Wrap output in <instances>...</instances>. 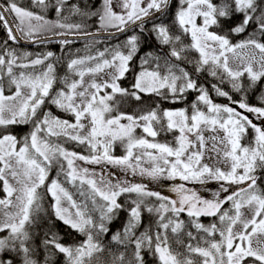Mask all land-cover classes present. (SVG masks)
<instances>
[{
  "label": "snow or ice",
  "instance_id": "1",
  "mask_svg": "<svg viewBox=\"0 0 264 264\" xmlns=\"http://www.w3.org/2000/svg\"><path fill=\"white\" fill-rule=\"evenodd\" d=\"M177 2L179 6L174 23L181 34L170 33L169 26L163 22L154 23L151 29L162 44L171 46L163 70L160 57L146 53L141 65H148L151 61L155 67L152 70L142 67L132 86L134 91L129 92L119 86L117 81L130 71L129 63L139 51V37L132 35L123 45L127 51H121V46L117 45L110 59L104 58L107 49L97 56L71 59L67 67L79 79L65 76V87L54 94L52 89L57 82L55 64H45V61L54 60L55 53L48 51L29 59L32 53H17L9 41L18 43L22 37L33 43H44L47 39L45 33L59 29L55 34L64 37L60 43L68 45L74 42L69 36L79 33L92 35L87 30V21L92 17L97 18V31L115 29L122 33L129 25L143 31L149 18L157 13L166 14L171 0H99L98 6L92 0L83 5L69 4V0H54L51 4L49 0H32L42 11L51 6L57 17L54 21L21 6L18 0L0 3V26L7 35L0 49V128L32 125V130L19 139L12 133L0 134V185L5 193L4 198H0V233H4L0 235V264H40L37 249L33 247L35 233L32 231L37 215L42 211L43 193L40 189L51 196L52 213L56 220L83 236L79 243L66 245L60 242L62 237L50 230L42 241L48 254L44 264H51L50 257L56 253L63 254L65 264H99V257L106 251L100 237L109 232V225L124 210L118 198L126 193L135 194L137 198L130 201L128 218L122 230L115 232L111 240L125 247L133 245V252L130 260H126L125 253H119L114 256L112 264H146L145 252H150L158 264H197L193 257H199V264H264V239H261L264 237V189L258 185V180L264 179V176L257 175L258 171L264 174V125L254 123L246 114H253L264 122V97H261L262 106L250 105L246 98L247 90L264 79V42L256 35L259 32L260 36H264V0ZM72 17H78L79 22H72ZM236 17L239 19L235 20ZM250 26H254L256 31L249 33L246 39L232 42L230 35L243 34ZM182 36L190 37V43L184 44ZM245 49L252 50V54L240 56L238 50ZM188 50L198 53V58L188 61L184 55ZM256 53L259 54L258 60ZM229 54L238 61V68L229 66ZM172 58L193 63V70L190 72L182 64L171 62ZM91 61H96L95 66L89 64ZM39 65H44L39 74L20 72L16 75L13 72L14 67L35 69ZM106 68L113 69L109 80L102 83L93 80L84 86L86 73L95 75ZM205 70L221 81L226 75L232 89L241 93V99L234 100L229 92L212 84V90L229 101L224 105L214 103L208 88L194 78ZM245 73L249 80L247 85L241 80ZM5 74L9 83L15 86L12 95L4 94L2 81ZM22 87L27 88L26 94L22 92ZM104 89L111 91L100 95ZM164 90L171 94L173 100L186 98L185 93L189 91L198 93L191 104V113L187 109H179L165 110L162 116H158L156 110L139 117L124 113L108 115L114 110L109 102L116 94L131 95L136 100L141 99L139 93L156 94L167 99ZM46 99L71 114L74 122L61 119L51 111L41 113ZM200 104L204 105L203 109ZM162 118L166 119V123L161 125V130L179 132L176 147L134 135L139 127L147 137H157L159 132L153 123ZM85 120L87 125L83 122ZM122 120L128 123H121ZM140 121L144 123L140 124ZM86 127L88 131L81 135ZM250 129L254 134L252 142L243 144L242 140ZM205 131L214 135L206 139ZM219 132L224 135H217ZM61 136L87 145L90 155L69 151L51 139ZM209 140L211 148L208 147ZM117 141L126 147V155L122 157L111 154ZM134 149L141 151L136 154ZM207 151L222 155L228 170L201 163ZM145 158L151 165L148 168L141 166ZM76 161L107 163L131 170L133 175L138 171L141 176L154 180L179 178L201 184L224 182L220 186L224 193H229L231 185L243 186L223 199L219 192L215 193L214 199H206L179 184L172 189L178 199H171L148 190L143 184L113 183L102 173L76 166ZM54 166L58 168L57 178L48 181ZM61 174L66 183L76 186L79 182V186L89 187L92 208L73 199L59 179ZM97 197L103 202H98ZM146 197H154L159 203L147 205ZM224 204H230V208L221 211ZM245 207L252 212L250 219L243 216L242 209ZM144 211L155 214L157 219L154 223L144 225ZM182 213L191 218L189 223L197 233L205 234L202 238L205 246H201L200 242H189L184 245L186 254L175 251L169 244V233L178 236L185 229L184 220L179 219ZM201 216H218L220 226L217 223L205 226L199 222ZM238 223L241 229L234 231ZM142 225L144 230L137 234ZM185 234L190 241L197 240L192 231ZM217 234L219 239L215 238Z\"/></svg>",
  "mask_w": 264,
  "mask_h": 264
},
{
  "label": "trees",
  "instance_id": "2",
  "mask_svg": "<svg viewBox=\"0 0 264 264\" xmlns=\"http://www.w3.org/2000/svg\"><path fill=\"white\" fill-rule=\"evenodd\" d=\"M5 0H0V3H4ZM54 0H49V3H53ZM214 2H217V0H214ZM18 3L34 12L40 13L45 16L46 19L54 21L56 20V15L51 8V6L46 10L42 11L38 7H36L32 0H18ZM77 3V4H85L89 3V0H69V4ZM92 3L99 5V0H92ZM178 2L177 0H171L170 6L166 12V14L161 15L158 18H155L153 20L148 21L145 26L144 30L141 31V29L135 27L128 31L122 32L119 35L115 36H105L100 35L99 33L105 32L104 30L97 31V18L92 17L88 19L87 21V30L92 33V35H84L83 33L75 34L69 37H75L72 40L73 43H70L68 45H63L60 43L64 37H61L59 35H56V32H59V29L53 30V32L45 33L44 36L47 37L46 41L44 43H33L30 42L24 38V43L18 42V43H12L9 41V45L17 51V53H32V56L29 59L35 58L37 55H41L44 53H47L48 51H51L55 53V58L52 61H45V64L48 62H53L55 64V74L57 77V82L54 84L52 93L54 94L56 91L60 90L61 88H64L65 85L63 83V79L65 76H68L70 79L78 80L79 77L72 73L67 65L71 59L74 58H83L86 56H97V54L101 51H105L106 49L108 51H105V57L104 58H111V52L113 49L116 48L117 45H120L121 51H127L123 47L125 41L128 37L132 35H137L139 37V51L134 55L132 61L129 63V69L125 76L121 78L117 83L121 88L128 89L129 92L134 91L133 84L135 83L136 76L140 70H142V67L147 68L148 70H152L155 65L150 61L148 65H141L142 59L145 57L146 53L151 52L154 56H159L160 60L159 63L161 65V70H163L164 61L167 58L166 54L170 51V45H164L160 42V40L157 38L156 33L153 32L152 25L159 24L163 22L165 25L169 26L170 33L172 34H181L178 25L174 23L175 18V11L178 8ZM67 15V13H65ZM239 17H236L235 20H238ZM72 22H79L78 17H72ZM235 20L232 22L234 23ZM215 30V29H212ZM225 30H227V25H225ZM256 31L254 26H250L248 31L240 34V35H230V39L233 43H237L240 40L246 39L249 35V33ZM20 36V33H18ZM257 38L260 39L261 42H264V36H260L259 32L256 33ZM7 39L6 32L2 26H0V49L3 47V41ZM182 41L184 44L190 43V37L182 36ZM185 56L188 57V61H192L195 58H198V53H196L194 50H188L184 53ZM19 62H27V61H18ZM171 62L173 63H180L182 66L186 67L188 71H192L194 68L193 63H189L187 61H175L174 58H172ZM96 61H91L89 64L91 66H95ZM44 70V65L36 66L35 69L33 68H19L14 67L13 72L14 74L18 75L20 72L25 73H36L39 74L40 71ZM220 75H223L220 73ZM198 83L203 84L205 87L208 88L209 94L213 100L214 103L217 104H229V101L225 97L218 96L211 88L212 84H217L222 90L229 92V94L232 96L234 100L241 99V93L236 92L232 89L231 83L226 75H224L223 81L219 79V77H212L210 74H208L207 70L204 72L198 73L194 77ZM242 82L247 85L249 83L247 73L243 77H241ZM3 86L5 88V95H12L15 92V86L11 85L9 83V78L5 74L3 76ZM105 91H111L110 89H105ZM165 95L168 97L167 99L164 98V96H159L156 94H146V93H139L141 96L140 100H136L131 95H124L121 96L120 94H116V96H119L121 100L124 101L126 106L128 107H141L151 110H156L158 116H162L163 111L168 109L173 110H179V109H187L189 113H191V104L195 102L196 97L198 93L189 91L185 93V97L183 99L173 100L171 98V94L167 92V90H164ZM115 96V97H116ZM261 97H264V79L257 82L255 87L248 89L246 93L247 102L250 105L255 106H262ZM124 104V105H125ZM202 109L204 108V105H199ZM234 106V105H233ZM48 112L51 111L53 115L61 118L66 119L68 113L64 112L63 110L57 108L55 105H52L49 100L46 99L45 104L42 106L40 112L42 111ZM149 110V111H151ZM39 114V113H38ZM166 120V119H165ZM164 118H162L159 122H154V125L156 128L161 129V125L165 124ZM32 130L31 124L26 125H10L7 128H0V134H6V133H12L17 136V138H21L24 135H27ZM253 133L251 129L249 130L248 135L245 137L244 140H242L243 144H249L252 142L253 139ZM54 140V142L61 144L64 148H66L69 151H75L77 153H81L84 155H90V150L87 145H81L77 142H74L72 140L66 139L65 137L61 136L59 138L53 137L51 138ZM115 145V152H111V154L115 157H117L119 154L124 153V149L120 150L119 147V141L116 142ZM177 146V145H174ZM58 168L53 167L51 169V172L48 177V181H51L54 178H57ZM258 176H264L261 172H257ZM59 179L64 184V187L68 189V191L72 194L73 199L77 201L79 204L87 203L89 208H92L91 204V193L90 189L87 185L79 186V182H77V185L74 186L72 184L64 182V177L61 174L59 176ZM47 184V181H46ZM258 185L260 188L264 189V179L258 180ZM41 193H43V199L41 201L42 211L38 213L37 215V221L35 227L32 229V231L35 233V239L33 242V247L37 249V258L40 260V264H44V259L47 257V252L42 244V241L45 237L46 233H49L50 230L52 232L57 233L62 239L60 240L63 244H73V243H79L83 236L72 231L65 225H63L60 221L56 220L52 213L51 205L53 203L52 198L49 194L44 193L43 189L39 190ZM84 192L85 195L81 196L80 193ZM168 195L170 196V192H168ZM5 196V193L3 192L2 185H0V198ZM135 194H123L118 198V202L124 205V210L120 211L118 213V216L116 219L113 220V222L109 225V232L106 234H103L100 237L101 243L106 248V251L104 254H102L99 257V264H112L114 256L119 255V253L123 252L125 253L126 260H130L132 257L133 252V245L129 244L126 247L124 245L117 244L115 241L111 240V236L117 232L121 231L124 223L126 222L128 218L127 209L131 206L130 201L132 199H136ZM98 202L102 203L103 201H100L99 197H97ZM145 204L147 205H156L158 204V201L154 197H146L145 198ZM230 208V204H224L221 211L227 210ZM94 215H98V213H95ZM142 218L144 221V225L154 223V221L157 219L155 214H149L146 211L142 213ZM179 219L184 220L185 222V229L182 231L178 236L173 235L169 233V244L171 247L181 253L186 254V248L184 247L185 244L191 242L193 244L200 242L201 246H205L203 244V239L205 237V234L200 232L197 233L196 229L191 226L189 223L190 219L185 213H182L179 217ZM199 222L203 223L205 226H208L212 223H217L218 226L219 220L217 217H207V216H201L199 218ZM144 225L141 226L140 229H138L137 234H139L140 231L144 230ZM187 231H192L193 235L197 237L196 241H190L189 238L186 236ZM0 235H4V233H0ZM216 239H219V236L215 237ZM144 258L146 264H158L157 259L150 253L145 252ZM197 260V264H199V257H193ZM51 264H65V258L63 254L56 253L50 257Z\"/></svg>",
  "mask_w": 264,
  "mask_h": 264
},
{
  "label": "rangeland",
  "instance_id": "3",
  "mask_svg": "<svg viewBox=\"0 0 264 264\" xmlns=\"http://www.w3.org/2000/svg\"><path fill=\"white\" fill-rule=\"evenodd\" d=\"M117 10L119 11V9H117ZM112 30H115V29H108V31H112ZM238 54L240 56L247 57V56L252 54V50H250V49L238 50ZM229 56H230L229 66L234 68V69L238 68L240 66L238 61L236 59H234L231 54H229ZM256 59L257 60L259 59L258 53H256ZM254 67H258V65L254 64ZM112 71H113V69L106 68V69H104V71L99 72L95 75L90 74V73H86V75L84 76V86L86 87L93 80H95L97 83H102L106 80H109L110 79V73ZM21 90L23 93H25V94L27 93L26 87H22ZM79 90H83V89H78V91ZM103 94H104V92L102 90L100 92V95H103ZM109 103L112 104L113 109H114L110 114H108L111 116H116L120 113H124L126 115H132L134 117H139L140 115L145 114L149 110H151V109L146 110L145 108H141V107L140 108L139 107H132V108L128 107V106H126L124 101L121 100V98L119 96H116L114 98V100L110 101ZM234 107H235V105H234ZM168 110H173V109H168ZM241 111H243V110H241ZM42 112H44V110ZM246 114L249 115V117L251 119H253L254 123H257L258 125H264V122L257 119L253 114H250V113H246ZM68 115L69 116H67L66 119L71 121V122H74V117L69 113H68ZM164 121L166 122L165 119H164ZM83 122L86 125L88 123L87 120H85ZM121 123L127 124L128 121L122 120ZM139 123L143 124L144 122L140 121ZM153 127L159 132V134L155 138L147 137V135L145 133H143L142 128H139V127H137L135 129L134 135H136L137 137H145L150 142L167 143V144H169V146L176 147L174 145H177L176 138L179 136L178 130L163 131L161 129L156 128L154 123H153ZM87 131H88V128L86 127L83 130V132L81 133V135H83ZM216 134L219 136L224 135L223 132H219ZM212 135H214V133H212L210 131L204 132V136L206 139L211 137ZM193 139H194V137H193ZM115 145H117V144L115 143L113 145V150H112L113 153L115 152V147H114ZM119 145H120L119 149L120 150L124 149L125 151L123 154H119L117 157H122V156L126 155V147L120 141H119ZM208 147L211 148V141L210 140L208 142ZM140 151H141L140 149H134V153H136V154H139ZM201 163L208 164L209 166L214 167V168L219 167L225 171L228 170V165L226 162H224L222 155L218 156L211 151H207L205 153L204 159L201 161ZM76 166L87 167V168H89L90 172H95L97 174L102 173L106 179H111L113 183H116L119 181V182H128V183H132V184H143L147 187L148 190L153 191V192H159V193H161V195L168 196L171 199H178L177 193L173 192L172 189L179 184H184L186 188H189V189L196 191L202 198H206V199H214L215 193H217V192L220 193V198L223 199L226 195L231 193L233 190H238L239 187L243 186V185H231V187L229 188V193H224L220 187L221 184L224 182L208 181L206 183L201 184V183L195 182V181H182L179 178H177V179L160 178V179L154 180V179H151L147 176H141L138 171L135 175H133L131 170H125L119 166H114V165H110L107 163L86 164L82 161H76ZM141 166L148 168L151 165L147 161V159L145 158V160L141 162ZM98 186H99V183H98ZM225 186H227V185H225ZM168 192H170V196L168 195ZM2 198H4V196ZM242 213H243L244 218H247V219H250L252 216L251 210L247 207L242 209ZM240 229H241V225L239 223L237 225H235L234 231H239ZM261 239H264V237H262ZM254 245H255V239H254Z\"/></svg>",
  "mask_w": 264,
  "mask_h": 264
},
{
  "label": "water",
  "instance_id": "4",
  "mask_svg": "<svg viewBox=\"0 0 264 264\" xmlns=\"http://www.w3.org/2000/svg\"><path fill=\"white\" fill-rule=\"evenodd\" d=\"M160 15H161V14L157 13V14H155L154 17L149 18L148 20L154 19V18H156V17H158V16H160ZM133 27H136V26H135V25H130L126 30H129V29H131V28H133ZM16 34L19 36L18 33H16ZM68 38H69V39H73V38H75V37H68ZM19 42L24 43L25 41H23L22 39H20Z\"/></svg>",
  "mask_w": 264,
  "mask_h": 264
}]
</instances>
